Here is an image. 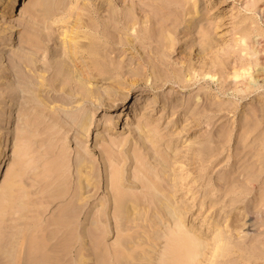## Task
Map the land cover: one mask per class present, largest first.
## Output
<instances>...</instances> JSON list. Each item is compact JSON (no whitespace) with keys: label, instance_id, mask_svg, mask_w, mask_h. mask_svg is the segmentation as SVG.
<instances>
[{"label":"bare ground","instance_id":"obj_1","mask_svg":"<svg viewBox=\"0 0 264 264\" xmlns=\"http://www.w3.org/2000/svg\"><path fill=\"white\" fill-rule=\"evenodd\" d=\"M28 2L0 0V32H11L13 23L17 21L18 25L24 27L20 51L10 59L12 81L18 84L11 92L28 93L27 102H32L37 109L52 112L54 108L49 104L56 100L45 95L48 90L58 93L63 98L59 101L64 105L69 104L64 101L65 97L82 101L100 100L103 106L120 111L105 121L110 122L109 125L112 124L113 127L126 123L129 125L137 116L134 113L139 110L144 120L134 131L141 140L140 144L146 155L135 157L136 171L130 176L127 160L133 164V158L125 155L120 147L126 145L127 140L114 143L101 163L79 151L75 152L73 169H58L60 172L58 171L57 180L54 181L65 186L63 190L56 187L58 193L59 190L62 191L58 197L70 195L71 198L67 205L56 208L57 215L45 221L42 243L38 245L35 242L37 239L33 238L34 241L30 236L28 239L30 237L31 240L24 243L17 237L18 232L9 233L6 229L11 236L8 235V238L5 235L4 238L0 233V264H18L19 257H16L17 263L14 259L16 260V255L21 256L20 253L23 254V264H87L89 259H93L95 264H229L232 257L242 261L231 264H264V181L259 184L263 191L260 193L258 207L262 212L261 221L256 228L253 225L252 228H243L235 223L231 235L218 231L213 243L207 238L195 236L194 232L185 227V219L179 215L186 214L191 207L173 201L178 193L176 186L182 189L187 184L183 180L178 181L176 177L178 172L174 169V162L181 161L176 159L179 153H171L170 150L171 152L163 155L164 151L158 144L165 140V135L157 124L147 119L157 103L161 102L164 106L168 103L172 98L171 93L160 96L155 88L153 92L145 93L141 89H134L137 82L131 83L130 88L123 86L119 93L117 89L122 85L116 80L118 75H141L143 70L145 72L149 68L152 81L171 82L172 95L174 94L177 102L178 87H190L197 81V77H201L207 84L218 73L221 81L232 83L230 94L235 99L244 98L264 89V28L250 27L243 30L240 67L229 71L225 62L218 57L219 47L215 49L218 42L214 38H218L207 24L202 25L198 30L197 52L191 47L197 38H190L184 47H187V52L183 53L184 59H179L183 67L177 68L172 66L170 59L171 53L178 50L180 43V39L174 36L183 16L178 9L186 3L190 5L194 0H76L74 10L70 9L68 13V0H33L29 9H26L27 17L19 20L18 12ZM194 10L183 20L191 24L198 22L199 16L195 14L196 8ZM255 12L264 26V1L256 6ZM186 30L185 34L192 37ZM26 48L30 49L29 53ZM184 48L178 51L182 52ZM128 50H135L137 54L129 55L126 52ZM195 56L201 59L198 66L193 62ZM38 60L41 61L40 66L36 65ZM76 63L81 64V68L78 69ZM107 80H111L112 85L105 92H100L93 85ZM256 97L262 104L250 109L246 113L248 119L241 125L248 134L256 130L257 125L264 123V99ZM132 103L133 114L130 113L132 105H129ZM164 106L157 119L162 117ZM213 109L212 103H204L200 111L188 108L186 113L192 125L199 124V120L212 125L213 118L218 115ZM18 116L19 111L15 109L10 110L6 116L9 132L3 140L0 139V179L13 147V131L16 128L13 119ZM64 118L67 119L68 116L65 115ZM89 118L88 113L85 116L81 114L79 122H75L80 138L88 132ZM229 136L230 133L225 132L224 139ZM221 137V133L217 138L203 137L196 144L188 145L190 157L185 159V164L199 166L198 169H190L192 173H197L191 179L193 184L202 186L206 180L200 202L201 210L221 201L212 198L217 193L226 195L238 192L253 196L252 192L257 189L261 174H264V146L261 145V149H258L251 145L245 153L253 151L250 156H260L256 161H261V166L254 162L248 164L250 167L244 165L236 178L240 183H234L232 187L225 181L227 171L219 176L221 183H217L218 180L216 185L212 184L210 173L215 165L220 164L218 157L222 154L221 147H224V144L221 145ZM145 138L149 144L144 141ZM244 148L245 146L240 147V151ZM151 159L154 165H151ZM73 174L76 179L72 184L63 181V178L72 177ZM138 186L141 188L139 193L127 191ZM102 192L105 196L99 197ZM44 205L45 203L43 207L46 208L49 204ZM97 206L100 207L89 220L90 211ZM34 220L32 222L36 223ZM164 224H167L165 229L168 228V235H164L163 227H158ZM86 225L89 226L87 230ZM172 225L174 226L170 227ZM202 225H214L216 230H220L219 221H214L211 216L201 219L199 233ZM32 227L27 232L33 231ZM36 228L38 229V225ZM13 229L15 230L14 227ZM110 234L115 235V240L107 243L106 238ZM33 235L36 237V234ZM191 235L195 236L194 239ZM162 238H166L167 249L159 257L156 252ZM249 240L253 243L245 247V242ZM87 241L89 247L86 245ZM23 244L25 248L21 252ZM209 244L214 249L210 257H206Z\"/></svg>","mask_w":264,"mask_h":264},{"label":"rangeland","instance_id":"obj_2","mask_svg":"<svg viewBox=\"0 0 264 264\" xmlns=\"http://www.w3.org/2000/svg\"><path fill=\"white\" fill-rule=\"evenodd\" d=\"M26 1L29 2L25 7L20 8L18 12L17 18L19 20H24V17H27L26 14L28 15L27 10L30 7L29 5L33 3V0H31V2L30 0ZM263 1L264 0H194L190 5L187 3L182 5L178 10L183 16L177 24L178 32L174 34L176 38L180 39L178 50L183 49L190 38H197L195 41L196 43L191 46L192 50L196 53L197 50L195 49L198 43L199 27L207 24L212 30L213 35L218 38L214 39L218 42L215 49H218V47L220 49L219 59L225 62L226 69L229 71L238 69L241 61V50H243V30L250 27L264 28L261 24L260 16L255 12L256 6ZM75 2L76 0H68L67 13L70 9L74 10ZM194 8H196L195 14L199 17L197 18L198 22H192L191 24L183 20V18L187 17V14L191 10L195 12ZM6 19L10 20V17L6 16ZM193 24L195 27H191ZM187 27H189L188 30H186ZM23 30L24 27L18 25L17 21L13 23L11 32H0L1 140H3L9 132L6 122L8 112L12 109L19 111V116L13 119L16 128L13 131V147L10 151V158L6 163L5 171L0 179V233L4 238L5 235L10 238L9 236L11 235L9 233L16 231L18 232L17 237L24 243L31 240V238H35V240H37H33L40 245L43 239L41 236L45 234L43 233V230L45 232L46 229L45 221H48L53 215H57V209L64 207L65 204L67 205L71 198L70 195L65 198L58 197L62 193L60 190H63L62 188L65 187L61 182L60 184L54 182L57 180L56 174L58 171H62L61 169H65L66 167H69L70 170L73 169L74 153L77 151L101 163L102 159L106 158L108 150L114 143L127 140V144L120 147L125 151V155L130 157V159L133 158V164L129 163L130 160H127V165L130 168V172L128 173L130 176L133 175L136 171L134 168L135 157L146 155V151L142 150V145L140 144L141 140L134 131V128L144 120V117H142L141 114H139V110H137L134 113V115L137 114L135 120L130 121L129 125L126 123L113 127L112 124L109 125L110 122L105 123V121L109 119V117L119 114L120 111H117V109L113 107L103 106L100 100L99 102L97 100L82 101L77 98L65 97L64 101H68L69 104L64 105L60 103L59 100H63V98L60 97L58 93L48 90L45 92V95L56 100L49 104L50 107L54 108L52 112L48 109H37L32 102H27L28 93H12V89L18 86V84L12 81L10 59L14 53L20 51L19 46L21 45ZM185 30L190 32L193 36L188 37V35L185 34ZM30 31L32 32L33 30L30 29ZM178 50L176 49L174 53H171L172 59L170 60L173 67L182 68L183 64H181L179 59H184L183 53L185 51L187 52V47L184 48L182 52ZM26 51L29 53L30 49L26 48ZM126 52L129 55L131 53L134 55L137 54L135 50H128ZM200 61L201 59L195 56L193 62L197 66L200 65ZM40 64L41 61L38 60L36 65L40 66ZM81 66V64L76 63L78 69L79 67L81 68ZM49 77H51V73ZM218 77L219 75L216 73L214 76L215 79H209V83L207 84L204 83L205 80L201 77H197V81L190 87L184 89L178 87L179 94H177V102L174 94L172 95L171 82L162 80L152 81L149 68H147L145 72L143 70L141 75L130 76L126 74L124 76L118 75L116 78L117 81L119 80V84L122 85L119 88L120 90L117 89L118 92L121 91L123 86L130 88L131 83L137 82L134 89H141L145 93L153 92V88L156 89L160 96L171 93L170 97L172 98L168 100V106L167 104L164 106L161 102L157 103L151 112L152 114L148 115L147 119L157 124L161 133L165 135V140L158 144L161 150L164 151L163 155L171 151V153H179L176 159L181 161L174 162V169L178 172L176 177H178V181L183 180L187 184H184L182 189L176 186L178 193L173 201L181 205L188 204L191 207L186 214H179L180 217L182 216L185 219L183 224L190 229L189 231L194 232L195 236H199L202 239L207 238L211 243L214 242V236L218 231H222L227 236L231 235V231H234L235 223L243 226V228L247 226L252 228V225L254 226L253 228L258 226L261 221L262 212V209L258 207V202L260 193L263 191L259 184L264 181V174H261L259 183H256V192L253 190V196L251 197L250 195H241L238 192H230L226 195L217 193V195H213L212 198H218L221 199V201H218L219 203L215 206L201 210L200 202L203 199L206 180L203 182L202 186H197V183L193 184L191 179L197 175V173H192L190 169H198L199 166L197 164L192 166H187V164H185V159L190 157L188 145L191 143L196 144L203 137L212 138L215 136V138H217L221 133L222 137L220 140L223 141L221 145L224 144V147H221L222 154L218 157V160L221 161L220 164L215 165L213 171L210 173L212 177L211 183L216 185L219 176L227 171L228 173L225 181L229 183L228 185L230 187H232L234 183H240L236 178L244 165L247 164V166L250 167L248 164L254 162L261 166V161H256L257 157L260 156H250L253 151H251V153H245L248 151L249 146L255 145L258 149H261V145L264 146V123L257 125L256 130L249 134L248 132H244V129L241 127V125L246 122L245 120L248 119L246 113L250 109L256 108L262 104L258 102L259 99H257L256 96H261L264 99V89H259L257 92L244 98L235 99L234 95L230 94L233 89L232 83L228 81L223 82L220 77ZM96 83L97 84L93 83V85H96V88L100 92L107 91L112 85L110 84L111 80ZM45 90H47V88H45ZM180 93H182V95H180ZM187 103L189 104L188 106ZM204 103H212L214 108L213 112L218 114L212 120L214 123L208 125L203 120H199V124L192 125L186 110L190 108L194 111H200ZM88 105H90V107ZM129 105H132V112L130 113L133 114L134 105L133 103ZM61 106H64V108ZM163 106L165 109L162 117L157 119ZM85 113H88L90 117L88 132L80 138L77 134L75 122H79V116L81 114L85 116ZM65 115L68 116L67 119L64 118ZM71 118H74V120L72 121ZM4 124H6V126H1ZM225 132L230 133V136L227 139L225 138L226 142L224 139ZM171 139L172 142H170ZM144 141L149 144L146 138ZM213 146L214 143L212 144V147ZM242 146H245V148L241 152L240 147ZM150 161L152 162L151 165H154V161L152 159ZM68 177L63 178V181L65 180V182H70L72 184L76 179L74 174L72 177ZM221 181L220 179L217 183H221ZM57 186H59L58 189H60V193H58ZM129 189L131 190L127 191L136 193L141 191L139 186ZM103 196H105V193H100L99 197ZM6 197L8 201L4 199ZM42 202L45 203L44 206H46L47 203L49 205L45 208ZM4 205L5 207H3ZM99 207L97 206L90 211L89 220L95 215ZM24 215H27L29 218L31 217V219L27 216L24 217ZM38 215H40V218H37L39 217ZM204 216H211V219L213 218L214 221H219L220 227L218 229L220 230H216L217 227L214 225H211V227H209V225H202V229H200L199 233L198 228L201 226V219ZM33 220L36 221V223H33ZM26 222L27 226L25 227ZM231 223H233V225ZM255 223L257 224L254 225ZM33 224H35V226H33ZM37 225L38 229L36 228ZM166 225L167 224L158 226L163 227L162 231L164 235H168L169 231L168 228L165 229ZM173 226L174 225L170 227ZM29 227L33 229V231L30 230L31 233L27 232ZM88 227L89 226L86 225V230ZM30 234H36L37 238L34 235L32 237ZM28 236L31 238L29 237L28 239ZM195 236L191 235L192 239H194ZM106 239L107 243H112L115 240V235L110 234ZM165 239L166 238H162V243L159 244L158 252H156L159 257H161L162 253H165L167 249ZM88 242L89 241H87L86 245L89 247ZM252 243L253 241L250 242L249 240L245 242L244 245L248 247ZM24 245L25 244H23L22 249L20 248L22 250L21 252H23L25 248ZM213 249L212 245L209 244V247L206 249V257H210ZM20 254L21 256L23 255L22 253ZM21 256H15V258L19 257L18 260L20 262L18 264H23ZM18 260L17 258L16 260L14 259V261H16L15 263H17ZM238 260L242 261V259L232 257L228 263L231 264ZM87 262V264H95L93 259H89Z\"/></svg>","mask_w":264,"mask_h":264}]
</instances>
